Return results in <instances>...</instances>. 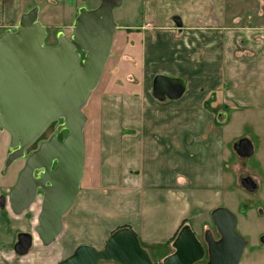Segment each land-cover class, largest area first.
Segmentation results:
<instances>
[{
    "label": "crops",
    "instance_id": "0c3cea01",
    "mask_svg": "<svg viewBox=\"0 0 264 264\" xmlns=\"http://www.w3.org/2000/svg\"><path fill=\"white\" fill-rule=\"evenodd\" d=\"M28 5L0 0V35L15 30ZM130 5L132 10L115 18L108 82L90 98L85 171L74 206L79 214L94 203L107 208L105 218L116 222L109 231L132 228L149 253L163 260L173 252L184 221L195 230L194 221L211 217L225 202L231 168L225 133L232 116L264 127V14L258 13L262 21L242 22L228 0H130ZM156 75L184 79V94L156 98ZM248 176L258 189L259 182ZM39 212L0 209V229L11 223L16 231L0 246V264H56L53 248L62 242H41L35 233ZM63 223L62 233L83 225L81 219ZM22 231L34 239L30 251L19 255L14 244ZM251 260L257 264L264 257Z\"/></svg>",
    "mask_w": 264,
    "mask_h": 264
},
{
    "label": "water",
    "instance_id": "95a60500",
    "mask_svg": "<svg viewBox=\"0 0 264 264\" xmlns=\"http://www.w3.org/2000/svg\"><path fill=\"white\" fill-rule=\"evenodd\" d=\"M124 0H99L95 8L81 6L73 23L72 35L58 32V44L46 45V26L39 20V5L24 12L15 30L0 35V127L10 134L4 172L20 158L54 120H60L50 138L39 143L26 158L16 183L8 192L12 211L20 215L43 193L35 233L44 245L52 244L64 229L63 217L73 206L85 171L84 129L88 116L83 108L98 87L112 52L118 24L114 10ZM174 21L182 26L180 17ZM78 46L82 53L78 51ZM186 90L182 78L156 75L153 95L178 99ZM66 134L59 139L62 131ZM234 150L242 157L254 154L252 141L241 138ZM249 190L256 182L243 177ZM5 195L0 206L6 205ZM218 231L215 238L206 230L201 241L189 223L184 224L172 242L174 251L161 264H196L208 256L206 264H240L248 240L237 231L238 216L226 206L211 211ZM34 234L22 231L14 251L27 254ZM264 240V238L262 239ZM155 264L139 236L128 226L112 232L103 248L83 243L56 264Z\"/></svg>",
    "mask_w": 264,
    "mask_h": 264
},
{
    "label": "rangeland",
    "instance_id": "374dc122",
    "mask_svg": "<svg viewBox=\"0 0 264 264\" xmlns=\"http://www.w3.org/2000/svg\"><path fill=\"white\" fill-rule=\"evenodd\" d=\"M27 1L29 2L27 7L28 10L35 5H39L40 7L39 20L46 26L47 29V37L45 39L46 44L56 43L58 40L56 35L60 31H63L67 36L72 35L73 23L78 15V7L85 5L91 9L99 5V0ZM238 3H240L239 8ZM228 5L230 11L236 12L237 10V12L240 13L242 22L256 23L262 20L264 21V18H262V20L257 19L259 12L264 14V0H228ZM130 10H132L130 0H124L122 6L114 10L115 18L120 19L122 14ZM140 15L136 18V23L140 21ZM78 51H80L79 47ZM111 63L112 57L110 55L99 84L101 88L108 82L111 75ZM89 103L90 100L83 108L87 116L90 115ZM56 122L57 121L55 120L49 124L47 129L29 146L28 149L31 150L35 148L39 140L48 138L54 131ZM252 124L243 123L240 120V116L236 114L232 116L231 122L227 125L225 133L226 148L231 152V168L226 172V198L222 206H226L236 213L238 216L236 229L240 234L244 235V237L249 240V245L245 249L241 264H254L251 260V256L260 255L261 257H264V242L262 240L264 237V127L259 124V129H257L255 124H253L254 126ZM246 134H248L251 138L255 151L250 157H241L235 152L233 145L240 138L246 136ZM10 139L11 137L9 132L0 127V194L9 190L15 180L17 171L23 164L22 160L15 161L8 168V170L4 172L5 160L10 146ZM247 175H251L259 182L260 186L257 190L249 191L243 187L241 178ZM82 182L83 181H81V183ZM41 204L42 198L39 197V200L32 207L33 213H36L35 215H37L40 211ZM74 205L75 202L63 218H65L67 222L71 223L81 219L83 225H78V230L69 229L67 233L63 232L57 237L54 243L56 244L61 241L62 244L58 243L53 248L54 254L58 255L56 258L57 260H55L56 263L72 254L78 245L83 244V241L87 240L95 247H99V240L105 239V241H107L112 234V230L109 231V229L116 225L114 220L111 221L105 218V215L109 210L107 208H102V206L98 203L92 204L90 208L87 209V212L81 214H79L78 208H75ZM6 209L8 212L12 213L10 206ZM193 224L196 230L194 231L201 241H204V234L206 230H211L216 238L219 237L218 231L211 217L207 216L205 219H199L194 221ZM13 232L16 231L11 223H8L7 228L2 230L0 229V246L4 243L7 236H10ZM19 233H16L17 236ZM105 243L103 245H105ZM141 244L145 247L142 242ZM103 245H101L100 248H97L101 249L103 248ZM150 255L155 264H161L162 260L158 259L155 254L150 253ZM205 262L206 258L196 264H205ZM256 263L264 264V261ZM100 264L116 263L113 261H102Z\"/></svg>",
    "mask_w": 264,
    "mask_h": 264
},
{
    "label": "flooded vegetation",
    "instance_id": "af4514ba",
    "mask_svg": "<svg viewBox=\"0 0 264 264\" xmlns=\"http://www.w3.org/2000/svg\"><path fill=\"white\" fill-rule=\"evenodd\" d=\"M85 6V5H84ZM34 7V6H33ZM79 8V7H78ZM78 8H77V12H78ZM88 8V7H87ZM65 34V33H64ZM57 35H58V33H57ZM56 35V36H57ZM57 39H58V36H57ZM58 41L59 40H57V42L56 43H54V44H46V45H50V46H52V45H56V44H58ZM79 47V46H78ZM80 48V47H79ZM80 52L82 53V57L84 56V52H82L81 51V49H80ZM55 121V120H54ZM57 122L55 123V126H54V131L52 132V134L56 131V127H57V125L59 124V122H60V120H56ZM52 123V122H51ZM50 123V124H51ZM64 133V134H63ZM51 134V135H52ZM61 134H63V135H61ZM66 134V131L64 130V131H62L60 134H59V139H62L63 138V136ZM50 135V136H51ZM50 136L48 137V138H50ZM48 138H45V139H42V140H39L38 141V143H37V145H36V147L35 148H33V149H31V150H29L28 148H26V157H23V158H20V159H18L17 161H19V160H22L23 161V164H22V166L19 168V170L17 171V175H16V177H15V180L13 181V183H12V185L10 186V188H9V190H7L5 193H2V194H0V197H2L3 195H5V201L4 202H6V205L2 208L1 206H0V209L1 210H4V209H6L8 206H9V202H8V192L10 191V189L13 187V185L16 183V181H17V178H18V175H19V172L22 170V168L25 166V163H26V158H27V156L32 152V151H34V150H36L37 148H38V146H39V143L41 142V141H43V140H46V139H48ZM39 197H41L42 199H43V193L42 192H40V191H38V193H37V198H36V200L31 204V206H30V208L29 209H27V210H30L32 207H33V205L39 200ZM27 210H25V211H27ZM24 211V212H25ZM261 213H262V211H261ZM118 229V228H117ZM116 230V229H115ZM114 230V231H115ZM244 236V235H243ZM215 237V236H214ZM216 238V237H215ZM246 238V237H245ZM264 238V237H263ZM247 239V238H246ZM248 240V239H247ZM204 242V241H203ZM263 242H264V240H263ZM204 244H205V242H204ZM248 245H249V240H248ZM247 245V246H248ZM246 246V247H247ZM205 258H206V262H207V260H208V256L206 255L205 256ZM206 262H205V264H206ZM116 263V262H115ZM162 263V262H161ZM198 263V262H197ZM116 264H118V263H116Z\"/></svg>",
    "mask_w": 264,
    "mask_h": 264
},
{
    "label": "trees",
    "instance_id": "16d2710c",
    "mask_svg": "<svg viewBox=\"0 0 264 264\" xmlns=\"http://www.w3.org/2000/svg\"><path fill=\"white\" fill-rule=\"evenodd\" d=\"M99 84H100V83H99ZM98 86H99V85H98ZM96 89H97V88H96ZM96 89H95V90H96ZM184 224H186V221H184V222L182 223V226H183ZM182 226H181V227H182Z\"/></svg>",
    "mask_w": 264,
    "mask_h": 264
}]
</instances>
